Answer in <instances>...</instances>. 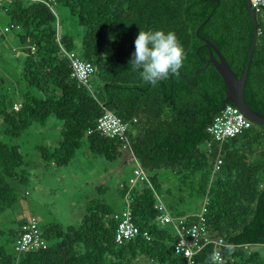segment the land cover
I'll return each instance as SVG.
<instances>
[{"label":"trees","instance_id":"16d2710c","mask_svg":"<svg viewBox=\"0 0 264 264\" xmlns=\"http://www.w3.org/2000/svg\"><path fill=\"white\" fill-rule=\"evenodd\" d=\"M58 4L83 29L79 46L71 35L58 32ZM0 8L18 29L25 54L21 80L27 85L16 101L13 94L0 92V216L19 203L16 184L25 186L31 178L27 155L13 140L51 117L61 123V138L54 146L35 148L45 170L68 166L84 145L109 161L126 150L147 172L170 170L178 192L164 191L158 174H148L132 188L124 183L118 191L124 207L131 195L133 219L142 234L123 243L115 237L121 209L103 198L87 202L78 225L42 224L38 218L47 247L19 255L15 244L28 218L22 220L9 232L13 249L0 245V264H142L144 259L187 264L175 251L176 228L159 225L156 207L162 198L174 217L195 215L182 209L186 197L202 199V206L207 201L210 235L225 241L218 247L222 262L213 261L216 245L210 243L195 254L194 264H264V126L253 122L224 141L207 130L226 104H235L226 99L227 85L215 65L206 64L211 48L201 37L213 42L241 77L254 31L246 0H12ZM257 20L245 99L264 115V20L260 14ZM140 30L176 33L186 52L179 76L151 86L131 70ZM72 51L96 68L87 83L72 76ZM105 110L128 124L125 139L97 129ZM218 155L223 163L215 170Z\"/></svg>","mask_w":264,"mask_h":264},{"label":"rangeland","instance_id":"374dc122","mask_svg":"<svg viewBox=\"0 0 264 264\" xmlns=\"http://www.w3.org/2000/svg\"><path fill=\"white\" fill-rule=\"evenodd\" d=\"M11 2L12 0H2L6 6ZM54 10L57 14L58 32L71 35L79 46L83 29L77 25L64 5H55ZM7 25L11 26L10 20L4 8H0V30ZM17 33L18 29L13 28L0 37V92L13 94L14 101L19 99L20 89L27 88L26 83L21 80L25 54ZM96 84L95 79H91V85ZM60 138L61 123L51 117L45 125L36 124L27 134L13 140V144L19 145L22 153L27 155L26 170L31 178L25 186L16 184L17 190L22 194L19 203L0 216V230L3 231L0 234V245L12 250L9 232L15 230L20 221L32 215L37 216L42 224L61 222L65 225H78L90 200L103 198L116 211L124 207L125 200L118 190L124 183L130 184L137 167V161L130 158V152L123 150L120 159L109 161L93 156L87 145H84L68 166L45 170L44 162L35 148L37 145L54 146ZM148 174L159 175L164 181V191L170 189L178 193L177 177L170 170L155 169ZM140 182L142 181H137L135 185ZM185 202L182 209L189 213L198 212L203 204L200 198L186 197Z\"/></svg>","mask_w":264,"mask_h":264},{"label":"built area","instance_id":"2783aa9c","mask_svg":"<svg viewBox=\"0 0 264 264\" xmlns=\"http://www.w3.org/2000/svg\"><path fill=\"white\" fill-rule=\"evenodd\" d=\"M46 1V0H36ZM49 3L56 4L57 0H47ZM2 0H0V3ZM252 8L256 11L257 15L260 14L264 20V0H251ZM264 22V21H263ZM16 26H6L0 30V36L13 30ZM260 29H258L259 32ZM69 58L71 60L72 76L83 83L90 80L91 75L95 72V66L83 60L77 52H70ZM253 122L249 120L236 105L226 104L216 116L213 123L207 128L208 132L212 134L217 140L224 141L233 138L244 130L250 128ZM97 129L107 137H120L125 139L128 124L125 123L119 116L111 110H105L104 114L98 119ZM132 160L137 161L136 157L132 154ZM223 159L218 155L215 162V170L221 168ZM148 172L138 165L134 170V176L131 178V188L137 181L147 179ZM208 200V199H207ZM131 195L129 192L126 195V206L116 214L117 228L115 231L116 241L123 243L131 240L138 235L142 234L140 227L134 222L133 211L130 206ZM158 223L161 226L172 225L178 232V240L175 243L176 253L183 255L187 258V264H194V256L197 252L201 251L207 244L214 243L218 258L214 262H222L224 260L222 252L218 249L219 246L224 244V238H213L210 235L209 229L206 225L205 213L207 211V201L202 206V210L190 215L181 217H174L168 207V204L159 198L157 203ZM194 217L190 220L189 218ZM144 235L149 237L146 231ZM47 242L44 240L39 227V219L35 215L30 216L21 227L20 236L18 237L15 249L19 255H24L30 251L46 248Z\"/></svg>","mask_w":264,"mask_h":264},{"label":"clouds","instance_id":"9594fccd","mask_svg":"<svg viewBox=\"0 0 264 264\" xmlns=\"http://www.w3.org/2000/svg\"><path fill=\"white\" fill-rule=\"evenodd\" d=\"M134 45L131 70L138 71L146 83L156 86L170 76L180 75L186 52L174 31L140 30ZM212 258L216 260L217 254L213 253Z\"/></svg>","mask_w":264,"mask_h":264},{"label":"water","instance_id":"95a60500","mask_svg":"<svg viewBox=\"0 0 264 264\" xmlns=\"http://www.w3.org/2000/svg\"><path fill=\"white\" fill-rule=\"evenodd\" d=\"M249 13L251 15L252 21L254 23L253 39L251 47L248 53V58L245 65V70L241 77H237L233 69L230 67L228 60L222 54V52L217 48V46L210 40L201 37V39L211 48L210 57L207 59V63L212 62L218 72L223 77L226 85V99L232 101L239 110L252 122L264 126V115L258 111L252 109L246 102L245 99V86L247 82L250 62L254 52V48L258 39V20L257 13L252 8L251 0H246ZM196 73V72H195Z\"/></svg>","mask_w":264,"mask_h":264},{"label":"crops","instance_id":"0c3cea01","mask_svg":"<svg viewBox=\"0 0 264 264\" xmlns=\"http://www.w3.org/2000/svg\"><path fill=\"white\" fill-rule=\"evenodd\" d=\"M142 264H159V263H156V262H155V263H149L147 260L144 259V260L142 261Z\"/></svg>","mask_w":264,"mask_h":264}]
</instances>
